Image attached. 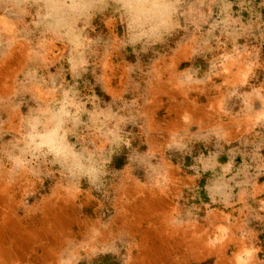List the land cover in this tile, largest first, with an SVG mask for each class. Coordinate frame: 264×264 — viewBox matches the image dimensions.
<instances>
[{
  "label": "rangeland",
  "instance_id": "rangeland-1",
  "mask_svg": "<svg viewBox=\"0 0 264 264\" xmlns=\"http://www.w3.org/2000/svg\"><path fill=\"white\" fill-rule=\"evenodd\" d=\"M118 7L94 10L80 34L93 41L80 50L88 65L72 71L67 29L57 39L40 23L42 0H0V264H236L244 249L264 264V0H180L178 27L134 44ZM66 99L69 116L84 107L57 130L40 110ZM36 116L37 135L67 132L66 146L88 149L94 183L51 156L14 169ZM214 207L230 231L213 247Z\"/></svg>",
  "mask_w": 264,
  "mask_h": 264
},
{
  "label": "clouds",
  "instance_id": "clouds-1",
  "mask_svg": "<svg viewBox=\"0 0 264 264\" xmlns=\"http://www.w3.org/2000/svg\"><path fill=\"white\" fill-rule=\"evenodd\" d=\"M37 3H40L41 0H36ZM44 7L47 9L46 15L40 18V23H43L46 20L51 19L53 22L46 24L45 27L48 31L52 32L57 39H62L60 29L66 28L67 32L64 33V36L67 37L68 43L72 45V49L69 52L68 63L72 71H75L77 67L86 68L88 65V60L85 59L83 51L88 45L92 44L93 41L87 36H81L88 27L89 22L94 19V10L98 9H107L108 0H42ZM112 3L118 5L116 8L117 12L125 11L128 12L129 19L126 23V27L129 36V43H136L140 41L142 37L155 38V40H160V30L164 29L169 31L178 25L174 24L171 17L174 14L180 4V0H112ZM39 14V13H38ZM84 19L83 27L77 29V23L81 19ZM158 21V22H156ZM4 25L7 31L12 32V27L9 26L8 22L5 20ZM39 26V25H37ZM45 44L54 45L52 40H41L40 47H43ZM78 55L79 59L77 60L75 56ZM224 60H230L231 57L225 56ZM107 64H105V67ZM215 68V64H213ZM225 71H228L225 68ZM28 75L35 77V71L30 72ZM103 78V77H102ZM189 80L192 79L191 76L188 77ZM39 92V88L36 89ZM55 91V89H53ZM41 95H44L41 93ZM65 98L68 97V93L65 92ZM68 104H73V101H65V105L59 109V112L51 114L49 116L50 110L44 109L40 110V116H47L48 124L56 122L55 127L57 130L60 129V125L64 122L61 117H68L70 120L79 122L80 113L84 107L83 104H74L76 112L69 116V112L65 111V108ZM40 116L33 117L28 121L31 126L32 131L24 138L23 141H18L17 144H14L13 149L19 152V155H16L13 159L14 169L28 170L31 171L29 167L34 161H40L41 157L47 158L48 156L52 157L51 161L48 163L58 164L61 168H67L69 172H72L74 169L81 170L85 175L91 177V182H95L98 178L97 173L99 169L81 164V160L84 159V153H87V161L91 165L93 156L91 153H88V149L84 148L83 152L77 153L74 151V144L70 147L64 144V141L67 137V132H64L63 135L59 137V141L53 140L55 132L47 133L45 135H37L36 127L40 124ZM93 116V120H95ZM111 116H106L105 119H110ZM185 121L189 119L187 115L183 117ZM257 121L264 119V114H261L256 117ZM120 122H123L122 120ZM114 135V133H109ZM227 136V133H225ZM127 143V141H125ZM23 144V147H21ZM47 148V152L43 149ZM71 158V162H69ZM243 193H241V199H243ZM261 205L260 211H264V200L259 201ZM176 224L174 220L172 222ZM220 235L216 236L214 239H211L208 243L210 246H215L219 243H222L228 237L229 228L221 226L218 228ZM257 249H244L243 252L236 257V264H250L251 258ZM57 264H71V261L63 258L57 257Z\"/></svg>",
  "mask_w": 264,
  "mask_h": 264
},
{
  "label": "crops",
  "instance_id": "crops-1",
  "mask_svg": "<svg viewBox=\"0 0 264 264\" xmlns=\"http://www.w3.org/2000/svg\"><path fill=\"white\" fill-rule=\"evenodd\" d=\"M218 165H219V167L220 168H222V169H228L230 166H231V162H229V161H226V162H223V163H218ZM211 189V191H212V193L213 194H210V199H211V201L213 202V203H217L218 201L220 202V203H222V201H226L225 199H223V200H221V198H218L214 193V187H211L210 188ZM207 216H208V220L210 221V222H217V221H215V218L217 217V218H219V217H222L223 218V222L222 223H218V225H209V228L210 229H212L213 230V232H215V231H217L218 232V228L219 227H221V226H224V227H228L229 228V225L227 224V221H226V223L224 222L225 220H224V217H229L227 214H225V211H220L219 209H217V208H212V209H210L209 211H208V214H207ZM214 219V220H213ZM217 220V219H216ZM227 220V219H226ZM220 220L218 219V222H219ZM230 231V230H229Z\"/></svg>",
  "mask_w": 264,
  "mask_h": 264
}]
</instances>
